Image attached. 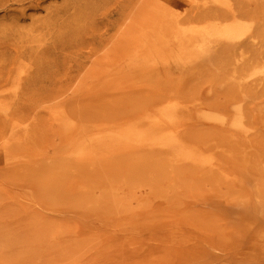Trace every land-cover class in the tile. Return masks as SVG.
Returning <instances> with one entry per match:
<instances>
[{"label":"rangeland","instance_id":"obj_1","mask_svg":"<svg viewBox=\"0 0 264 264\" xmlns=\"http://www.w3.org/2000/svg\"><path fill=\"white\" fill-rule=\"evenodd\" d=\"M0 264H264V0H0Z\"/></svg>","mask_w":264,"mask_h":264},{"label":"bare ground","instance_id":"obj_2","mask_svg":"<svg viewBox=\"0 0 264 264\" xmlns=\"http://www.w3.org/2000/svg\"><path fill=\"white\" fill-rule=\"evenodd\" d=\"M130 18H131V17H130ZM133 19L135 20V18H133ZM136 19H137V18H136ZM134 20H133V21H134ZM131 21H132V20L130 19V22H131ZM137 22H138V21H137ZM137 22H136V23H137ZM132 23H133V22H132ZM135 25H136V24H135ZM130 26H131L130 28H135V27H136V26L132 27L133 24H132V25L130 24ZM129 38H130V37H129Z\"/></svg>","mask_w":264,"mask_h":264}]
</instances>
